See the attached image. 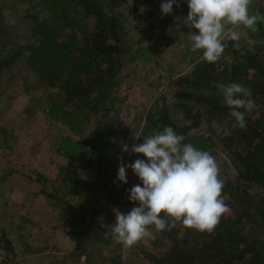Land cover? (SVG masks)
<instances>
[{
	"label": "trees",
	"instance_id": "16d2710c",
	"mask_svg": "<svg viewBox=\"0 0 264 264\" xmlns=\"http://www.w3.org/2000/svg\"><path fill=\"white\" fill-rule=\"evenodd\" d=\"M54 2L61 9L46 18L38 19L26 10L23 16L32 23V34L21 47L16 43L9 46L0 40V77L4 69L10 70L19 58L25 56L29 68L40 79V83L57 90L45 115L49 121L67 128L70 133L56 144L55 153L57 157L78 165L73 170L59 167L57 176L65 194L80 199L77 205L68 203L63 206L60 218L71 227L72 239L82 240L97 234L98 239L105 242L103 237L115 221L104 228L106 218L96 220L98 210L94 207L91 222L83 227L85 215L93 201L85 193L87 185L80 171L85 172L97 164L105 176L111 166L104 144L97 145L93 139L98 134L112 137L115 130L114 122L108 121L107 116L103 115L116 102L111 92L123 69V55H126L121 40L123 26L113 11L105 10V4L100 0ZM54 2L46 1L48 4ZM140 3V0H134V6L129 9V14L137 24H141L142 20L138 11ZM78 6H81L85 19H94L91 32L87 36L83 35L80 42L76 41L78 37L74 32L77 23L73 16L75 12L71 11ZM256 10L264 14V0H252L250 12ZM158 13L162 24H170L177 16L174 7L171 14L165 15L161 9ZM257 27L256 33L248 32V36L257 41L255 45H250L246 40L245 45L237 48V41L229 39L224 41L227 47L216 62L191 60L195 68L188 76L191 81L189 87L200 85L209 92V98L205 102V110L195 112L189 124L180 125L172 117L166 100L145 116L144 129L137 144L143 143L149 133L162 130L165 125L171 126L177 134L185 137L183 143H191L213 156L220 147L229 160L231 171L235 173L233 176L224 174L222 195L230 206V213L221 217L211 233L186 228L181 223H177L171 231L157 232L151 227L155 233L151 242L154 249L144 252L149 264H264V45L259 43L264 40V23L258 22ZM66 30L72 31L68 39L63 38ZM3 33L7 36L6 32ZM250 48L254 50L250 51ZM136 52L139 54L136 58L141 59L149 54L147 50L146 53L139 49ZM214 81L240 83L251 90L249 98L255 101L257 108L246 114L245 128L238 127L235 118L230 116V109L220 103L223 96L217 88L211 87ZM101 114L105 119H100L96 125L100 132L92 133V141L84 140L93 119ZM104 120L108 124L103 123ZM204 120L208 128H204ZM216 128H224L223 135L218 134ZM6 135L7 130L0 123V140ZM137 156L147 159L143 154ZM135 184L143 186L141 181L133 180L123 188L124 195L128 196L127 190ZM108 191L112 192L113 189L109 186ZM42 192L53 201L65 203L53 193ZM109 201H112L110 209L118 206L111 197ZM79 205L87 212L78 209ZM137 206L138 202L133 203L127 197L121 212L126 215ZM78 241L75 252L81 251ZM110 264H123L120 254L112 256Z\"/></svg>",
	"mask_w": 264,
	"mask_h": 264
},
{
	"label": "rangeland",
	"instance_id": "374dc122",
	"mask_svg": "<svg viewBox=\"0 0 264 264\" xmlns=\"http://www.w3.org/2000/svg\"><path fill=\"white\" fill-rule=\"evenodd\" d=\"M46 1L54 2L0 0V40L9 46L16 43L21 47L32 34V23L23 16L26 10L38 19L60 11L55 2L48 4ZM100 1L104 2L105 10L113 11L123 26L121 40L126 55H123V69L111 92L116 99L115 105L103 115L114 122L115 130L112 137L98 134L93 139L97 145L104 144L111 166L105 176L97 164L85 172L80 171L87 185L85 193L93 203L88 212L80 205L78 209L87 212L83 227L91 222L95 207L98 210L96 220L106 218L103 225L106 228L116 219L114 209L121 211L128 197L124 195L123 188L133 180L140 181L130 168L126 170L127 184L116 180L121 163L128 165L139 159L138 154L124 152L122 145L131 149L132 144H137L146 114L160 107L163 100L169 105L172 117L180 125H185L192 121L195 112L205 110L209 92L200 85L189 87L191 81L188 76L195 68L191 60L201 61L203 50L191 51L189 33L194 29L186 19L189 12L187 0H177L179 7L173 5L177 16L170 24L159 21L158 11L166 0H140L141 24H137L129 14L134 0ZM71 11L75 12L73 16L77 23L76 41L80 42L83 35L91 32L94 19H85L81 6ZM232 30L233 27L227 26L224 41L229 40ZM71 32L66 30L63 38L68 39ZM246 42L241 37L237 48ZM138 49L145 53L147 50L149 54L142 59L136 58ZM56 92V89L40 83L25 56L19 58L10 70L4 69L0 77V123L7 130L6 137L0 140V264H110V258L116 253L120 254L123 264H149L144 252L154 249L153 239L145 238L131 247H124L105 235V242L100 241L97 234L82 240L78 238V241L71 238L72 229L68 222L60 218L63 206L68 203L77 205L80 199L66 195L57 176L59 167L73 170L78 165L57 157L55 153L56 144L70 133L67 128L49 121L45 115ZM103 116L93 119L84 140L92 141L90 136L96 133L97 122L105 119ZM108 121L103 123L108 124ZM204 128H208L205 120ZM215 130L222 134L224 128ZM217 152L214 156L220 178L224 180L225 173L231 176L235 173L220 147ZM109 186L112 192L108 191ZM42 191L55 194L65 203L53 201ZM109 197L118 203L113 210L109 208L112 204ZM77 241L81 243L79 252L74 250Z\"/></svg>",
	"mask_w": 264,
	"mask_h": 264
},
{
	"label": "clouds",
	"instance_id": "9594fccd",
	"mask_svg": "<svg viewBox=\"0 0 264 264\" xmlns=\"http://www.w3.org/2000/svg\"><path fill=\"white\" fill-rule=\"evenodd\" d=\"M190 22L191 51L203 50L202 58L209 63L216 62L224 53L227 43L224 33L227 26H233L228 39L239 41L243 36L250 45L257 41L248 36L256 33L257 24L264 23V14L259 10L250 12L252 0H187ZM177 0H166L160 5L161 12L171 14ZM244 31H237V29ZM264 45V40L259 41ZM254 50L253 48L249 49ZM223 96L221 104L230 109L237 126L246 127V114L256 110L250 99L252 93L240 83L212 82ZM244 109L245 111H240ZM185 137L171 126L149 133L143 143L132 144L131 149L122 145L124 152L143 154L147 159H136L133 163L118 167L116 180L128 183L127 169L142 182L127 190L128 199L139 206L131 208L125 215L114 209L115 222L105 237L111 236L116 243L131 247L145 238L154 239L151 230L171 231L177 223L186 228L211 233L221 217L230 211L222 195L224 180L216 158L209 152L183 143ZM122 159V158H121ZM119 186V185H117Z\"/></svg>",
	"mask_w": 264,
	"mask_h": 264
}]
</instances>
